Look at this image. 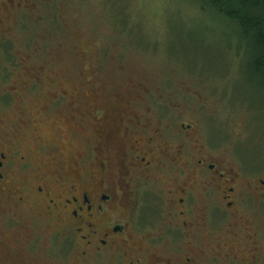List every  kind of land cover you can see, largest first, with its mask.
Returning a JSON list of instances; mask_svg holds the SVG:
<instances>
[{
    "label": "rangeland",
    "instance_id": "rangeland-1",
    "mask_svg": "<svg viewBox=\"0 0 264 264\" xmlns=\"http://www.w3.org/2000/svg\"><path fill=\"white\" fill-rule=\"evenodd\" d=\"M182 124L192 129L179 138ZM156 132L163 134L155 138L163 147L216 158L228 188L233 173L242 174L240 188L253 189L255 178L264 179V90L234 23L200 0H0V145L13 148L17 140L31 167L82 191L89 190L100 159L110 153L119 163L120 150ZM105 134L114 138L109 152L100 138ZM168 155L177 163L163 154L169 164L157 176L165 207L185 160L174 150ZM204 191L194 189L191 219L210 204ZM0 203L8 226L11 206L4 197ZM162 210L161 225L172 222V213ZM109 213L117 220L125 214L119 207ZM57 228L51 221L49 230L37 229L40 239L16 250L25 234L11 227L0 245V264L137 262L124 252L89 254L85 262V243L55 234ZM208 228L191 245L172 244L158 228L163 239L145 247L148 257L137 264H183L184 253L195 264H255L253 256L260 257L239 245L233 217L218 225L209 221Z\"/></svg>",
    "mask_w": 264,
    "mask_h": 264
},
{
    "label": "flooded vegetation",
    "instance_id": "flooded-vegetation-1",
    "mask_svg": "<svg viewBox=\"0 0 264 264\" xmlns=\"http://www.w3.org/2000/svg\"><path fill=\"white\" fill-rule=\"evenodd\" d=\"M191 129L192 126L182 124L176 136L187 137ZM159 136L163 137L162 132H156L145 143L135 139L129 150L119 151V163L108 153L109 156L92 167L89 190L82 191L73 185L62 187L57 174L48 176L39 172L41 168L31 167L30 156L21 152V143L17 140H12L15 143L13 148L0 145V197H4L11 206V223L7 226L8 219L6 215L3 218L0 203V245L11 227L15 230L22 228L25 234L22 238L26 241L22 246L17 243L15 249L25 248L33 240L40 239L35 235L37 229L42 227L49 230L52 221L58 226L55 234L69 239L77 237L85 243L86 251L82 253L85 262H88L86 257L89 254L100 258L104 254L124 256L121 253L124 252L126 258L136 255L137 264L148 257L145 247L150 250L158 243L157 240L163 239L160 234L156 235L158 228L165 230L164 235L171 239V243L191 245L200 238L199 235H206L209 221L218 225L233 217L238 223L236 240L239 245H248L262 257L264 179L255 178L257 182L253 189L250 184L248 187L241 185L240 188L236 180L239 181L242 174L233 173L230 177L234 186L228 188L230 181L216 158L206 160L202 155L192 157L186 147L185 151L181 146L163 147L155 140ZM100 138H104L106 151L111 150L114 138L106 134ZM173 150L180 161L185 160L180 163L175 183L168 192L170 204L165 207L159 201L162 190L157 176L166 171L167 160H173L168 155ZM173 161L177 163V160ZM117 166L121 168L118 170ZM29 171L33 174L32 180L28 178ZM195 187L204 188L210 204L197 208L195 218L191 219L195 211ZM118 207L124 210L123 219H112L109 212ZM162 209L172 213V222L161 225L164 217ZM41 236L44 238L43 234ZM133 238H137V242L130 247ZM188 250L191 251V248ZM202 251L204 254V247ZM180 252L178 255H182ZM260 257L253 256L255 264H264V257ZM181 259L183 264H195V257L190 254L184 253ZM161 263L157 261V264ZM209 264H213V261Z\"/></svg>",
    "mask_w": 264,
    "mask_h": 264
},
{
    "label": "trees",
    "instance_id": "trees-1",
    "mask_svg": "<svg viewBox=\"0 0 264 264\" xmlns=\"http://www.w3.org/2000/svg\"><path fill=\"white\" fill-rule=\"evenodd\" d=\"M200 1L204 7L237 26L247 44L251 68L264 90V0Z\"/></svg>",
    "mask_w": 264,
    "mask_h": 264
}]
</instances>
